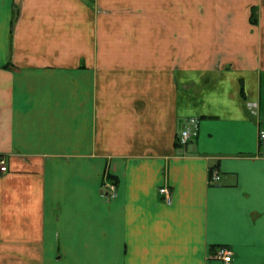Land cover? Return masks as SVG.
Wrapping results in <instances>:
<instances>
[{
  "label": "crops",
  "instance_id": "obj_1",
  "mask_svg": "<svg viewBox=\"0 0 264 264\" xmlns=\"http://www.w3.org/2000/svg\"><path fill=\"white\" fill-rule=\"evenodd\" d=\"M261 129L264 0H0V264H264Z\"/></svg>",
  "mask_w": 264,
  "mask_h": 264
},
{
  "label": "built area",
  "instance_id": "obj_2",
  "mask_svg": "<svg viewBox=\"0 0 264 264\" xmlns=\"http://www.w3.org/2000/svg\"><path fill=\"white\" fill-rule=\"evenodd\" d=\"M196 120L190 119L189 124L183 128L180 132L178 141L180 144L185 145L196 134ZM259 147L264 154V129H261L258 133ZM7 171V165L3 158H0V174ZM219 179V173L216 168L209 170L208 182L210 184L216 183ZM159 192L165 195V199L169 200V189L167 187H161ZM107 193V192H106ZM214 257L221 259L223 264H231V251L225 247H218L214 252Z\"/></svg>",
  "mask_w": 264,
  "mask_h": 264
},
{
  "label": "rangeland",
  "instance_id": "obj_3",
  "mask_svg": "<svg viewBox=\"0 0 264 264\" xmlns=\"http://www.w3.org/2000/svg\"><path fill=\"white\" fill-rule=\"evenodd\" d=\"M255 16V15H254Z\"/></svg>",
  "mask_w": 264,
  "mask_h": 264
}]
</instances>
